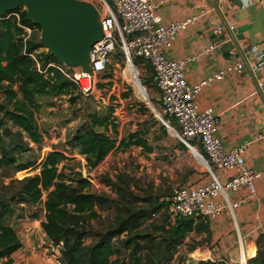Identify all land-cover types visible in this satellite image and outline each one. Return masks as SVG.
I'll list each match as a JSON object with an SVG mask.
<instances>
[{
	"label": "trees",
	"instance_id": "1",
	"mask_svg": "<svg viewBox=\"0 0 264 264\" xmlns=\"http://www.w3.org/2000/svg\"><path fill=\"white\" fill-rule=\"evenodd\" d=\"M15 12L20 13V21L6 18L8 14L0 16V96L3 97V102H0V168L17 165L22 171L39 170V173L28 179L9 203H0V264H16V256L30 247L28 233L6 224L14 215L13 205L27 203L37 206L42 203L45 193V220L40 227L45 249L52 252L58 264H172L180 246L199 229L195 220L177 218L156 236L140 231L148 214L133 213L121 220L117 227L99 234L95 243L86 245V230L81 224L83 217H97V207L104 206L106 202L103 197L89 192L96 183L95 178L75 172L68 174L66 166L60 168L62 163L73 159L65 148L54 147L43 159L18 164V153L27 152L30 144L43 141L36 98L52 95L71 97L79 89L59 69L48 67L49 64L64 65L52 53L37 55L46 73L38 71L36 61L28 54L44 46L40 41H25L23 27H40L28 20L26 11L21 12V8ZM89 117L90 124L80 129L72 141L73 146L86 156L91 168L101 164L117 148L127 150L138 146L151 150L148 139L139 132L118 140V127L109 122V117L97 114ZM9 124L11 127L3 130ZM97 127L104 128V131H96ZM111 129L114 136L109 134ZM30 219L36 220L37 216ZM121 236H125L121 241L122 248H116L114 240ZM116 255L118 260L113 261ZM50 258L43 260L49 262ZM249 263L264 264V251L260 250ZM196 264L225 263L202 260Z\"/></svg>",
	"mask_w": 264,
	"mask_h": 264
},
{
	"label": "rangeland",
	"instance_id": "2",
	"mask_svg": "<svg viewBox=\"0 0 264 264\" xmlns=\"http://www.w3.org/2000/svg\"><path fill=\"white\" fill-rule=\"evenodd\" d=\"M24 11H27L26 6L21 7V12ZM41 36V29L36 28L31 30L29 39L41 42ZM40 50L49 53L46 47ZM118 58L119 66L108 68L92 96H84L79 91L71 97L38 96L37 118L43 141L30 144L27 152L16 155L18 164H23L45 158L54 147L65 148L73 159L62 163L60 168L66 166L68 174L75 172L95 178L96 183L89 192L103 197L106 202L104 206L97 207V217H83L81 224L86 230V245L95 243L99 234L117 227L121 220L133 213L148 214L140 231L158 236L173 218L168 209V199L174 188L198 184L209 176L201 157L183 146L155 115L152 106L157 107V101L156 90L151 83V67H139L137 76L134 66L130 68L121 56ZM143 86L148 89V97ZM0 102H3L2 96ZM93 114L110 118L109 122L118 127V140L139 132L148 139L151 150L138 146L127 150L117 148L101 164L91 168L86 156L73 146L72 140L80 129L90 124L89 116ZM10 127L11 124L3 130ZM13 130L17 132V128ZM96 131H104V128L97 127ZM109 134L115 135L112 129ZM38 173L39 170L22 171L17 165L0 168V203H9L24 183ZM46 199L47 193L37 206L27 203L13 205L14 215L6 224L28 233L31 240L30 247L16 256V264H58L52 252L45 249L40 227L45 220L43 204ZM153 212L156 216L152 215ZM33 215L37 216L36 220L30 219ZM21 236L26 243L24 235ZM123 239L125 236L114 240L116 248H122ZM246 254L249 255L248 252ZM48 257L51 261L43 260ZM211 258L212 251L206 239L197 240L190 234L178 249L172 264H196ZM115 260H118V255L113 258ZM234 264H240V259Z\"/></svg>",
	"mask_w": 264,
	"mask_h": 264
},
{
	"label": "built area",
	"instance_id": "3",
	"mask_svg": "<svg viewBox=\"0 0 264 264\" xmlns=\"http://www.w3.org/2000/svg\"><path fill=\"white\" fill-rule=\"evenodd\" d=\"M92 4L101 23L103 38L90 50V72L82 67L49 64L48 67L59 69L68 79L74 82L80 93L92 96L96 93L99 80L108 72L110 66H119L121 56L126 64L137 70L149 65L153 71L152 86L155 88L157 107L152 106L155 115L162 124L193 154L196 152L211 177L210 183L196 188L185 185L176 186L168 199V209L172 222L177 218H189L195 221H215L225 211V206L214 201L219 196H227L228 192H237L241 188L249 191V196L256 195V181L259 174L251 171L245 162L246 146L226 150L217 134V116L213 110H201L198 97L203 86L214 81L223 80L227 72L242 74L244 62L240 61L227 70L209 77L198 86H190L185 74V62H177L167 57L166 51L176 41L180 32L186 30L194 19L164 25L156 16L155 6L149 0H79ZM264 8V0H257ZM6 18L20 21V13L13 12ZM26 34L24 40L30 38L31 28L23 27ZM218 41L206 50L215 51L231 42L235 37L233 24H221L213 31ZM42 50L28 54L37 63L38 71L42 70L37 55ZM233 55L243 54L252 58L250 68L256 73L264 68V51L258 46L235 48ZM141 83V82H140ZM142 85V83H141ZM147 97L148 89L143 86ZM218 171L233 173L226 182H222ZM233 211L238 203L230 204ZM156 216V214H154ZM248 264L249 260L240 258V264Z\"/></svg>",
	"mask_w": 264,
	"mask_h": 264
},
{
	"label": "crops",
	"instance_id": "4",
	"mask_svg": "<svg viewBox=\"0 0 264 264\" xmlns=\"http://www.w3.org/2000/svg\"><path fill=\"white\" fill-rule=\"evenodd\" d=\"M149 1L164 25L194 19L166 51L168 58L185 62L190 86H198L240 61L245 64L242 74L227 72L223 80L203 86L198 104L201 110H213L216 114L217 134L226 150L246 146V165L259 174L256 195L251 198L248 189L241 188L228 192L226 197L214 198L226 207L224 213L215 221H196L199 229L191 234L197 240L206 239L212 261L234 264L242 255L254 259L264 249V68L253 73L250 66L254 60L242 53L233 55L231 51L248 46H258L264 51V8L257 0ZM221 24H233L235 37L222 48L206 52L218 41L213 31ZM217 174L226 182L233 173ZM210 181L208 176L206 181L185 186L196 188ZM225 198L230 204L238 203V207L231 211Z\"/></svg>",
	"mask_w": 264,
	"mask_h": 264
},
{
	"label": "water",
	"instance_id": "5",
	"mask_svg": "<svg viewBox=\"0 0 264 264\" xmlns=\"http://www.w3.org/2000/svg\"><path fill=\"white\" fill-rule=\"evenodd\" d=\"M26 6L27 19L40 27L41 44L70 67L91 71L90 50L103 38L96 8L79 0H0V16Z\"/></svg>",
	"mask_w": 264,
	"mask_h": 264
},
{
	"label": "bare ground",
	"instance_id": "6",
	"mask_svg": "<svg viewBox=\"0 0 264 264\" xmlns=\"http://www.w3.org/2000/svg\"><path fill=\"white\" fill-rule=\"evenodd\" d=\"M129 66H133V65L129 64Z\"/></svg>",
	"mask_w": 264,
	"mask_h": 264
}]
</instances>
